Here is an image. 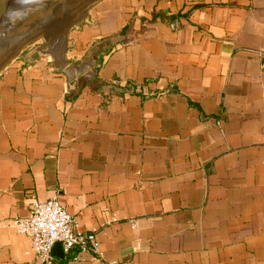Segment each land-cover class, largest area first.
Here are the masks:
<instances>
[{"label":"crops","instance_id":"crops-1","mask_svg":"<svg viewBox=\"0 0 264 264\" xmlns=\"http://www.w3.org/2000/svg\"><path fill=\"white\" fill-rule=\"evenodd\" d=\"M81 21L64 69L33 48L0 76V264L33 263L13 224L32 195L100 243L53 264H264V0H102Z\"/></svg>","mask_w":264,"mask_h":264},{"label":"water","instance_id":"water-1","mask_svg":"<svg viewBox=\"0 0 264 264\" xmlns=\"http://www.w3.org/2000/svg\"><path fill=\"white\" fill-rule=\"evenodd\" d=\"M102 0H0V76L24 50L45 39L57 68L64 69L68 31ZM53 256L64 257L58 242Z\"/></svg>","mask_w":264,"mask_h":264},{"label":"built area","instance_id":"built-area-1","mask_svg":"<svg viewBox=\"0 0 264 264\" xmlns=\"http://www.w3.org/2000/svg\"><path fill=\"white\" fill-rule=\"evenodd\" d=\"M46 49L50 61H53L49 47ZM117 221L118 218L113 217L110 223ZM13 222L18 233L30 238L31 251L34 254L32 264H53L52 250L58 242L62 243L65 255L76 253L73 260L84 261L82 254L101 260L102 253L97 235L82 229L80 221L61 204L59 196L41 201L32 195L30 214L16 218Z\"/></svg>","mask_w":264,"mask_h":264},{"label":"rangeland","instance_id":"rangeland-1","mask_svg":"<svg viewBox=\"0 0 264 264\" xmlns=\"http://www.w3.org/2000/svg\"><path fill=\"white\" fill-rule=\"evenodd\" d=\"M84 20V19H83ZM84 22V21H83ZM80 24H82V21H81V23H77L71 30H69L68 31V35L70 36V33H71V31H73V29H75V28H77ZM46 47H48L47 46V43H46V41H45V39L43 38V39H41V40H39L38 42H36V43H34V44H32V46L30 47V48H28L27 50H24V52L25 51H28V50H31V49H33V48H40L42 51H44L45 52V48ZM23 52V53H24ZM22 54V53H21ZM20 54V55H21ZM16 59V58H15Z\"/></svg>","mask_w":264,"mask_h":264}]
</instances>
